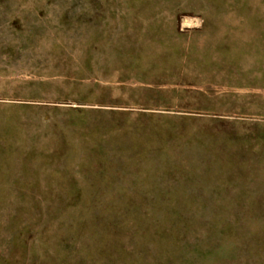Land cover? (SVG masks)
Wrapping results in <instances>:
<instances>
[{
    "label": "rangeland",
    "instance_id": "1",
    "mask_svg": "<svg viewBox=\"0 0 264 264\" xmlns=\"http://www.w3.org/2000/svg\"><path fill=\"white\" fill-rule=\"evenodd\" d=\"M0 264H264V0H0Z\"/></svg>",
    "mask_w": 264,
    "mask_h": 264
}]
</instances>
